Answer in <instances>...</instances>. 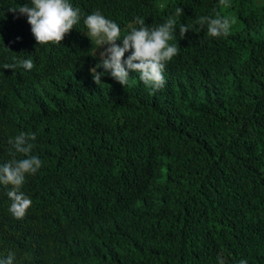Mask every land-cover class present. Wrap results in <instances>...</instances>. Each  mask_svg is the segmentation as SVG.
I'll use <instances>...</instances> for the list:
<instances>
[{"label": "trees", "instance_id": "16d2710c", "mask_svg": "<svg viewBox=\"0 0 264 264\" xmlns=\"http://www.w3.org/2000/svg\"><path fill=\"white\" fill-rule=\"evenodd\" d=\"M81 20L60 44H37L30 0H0V164L23 158L9 139H36L18 219L0 185V257L14 264H264V0H70ZM177 17L180 51L151 91L90 69L101 51L84 18L99 10L121 33ZM235 17L227 37L200 16ZM181 24L190 26L182 38ZM19 38V39H18ZM118 44L122 41L118 40ZM130 53H125V58ZM31 58L34 68L4 69Z\"/></svg>", "mask_w": 264, "mask_h": 264}, {"label": "clouds", "instance_id": "9594fccd", "mask_svg": "<svg viewBox=\"0 0 264 264\" xmlns=\"http://www.w3.org/2000/svg\"><path fill=\"white\" fill-rule=\"evenodd\" d=\"M219 4L225 9L231 7L229 0H219ZM9 11L26 15L36 43L43 45L50 42L60 44L81 20V10L73 7L70 0H30V3L10 8ZM183 13L182 7H176L173 16L156 26H148L143 18L137 17L138 27H132L123 35L119 24L106 18L99 10L87 15L83 20L88 29L86 35L102 49L99 52V63L90 69L94 82L99 85L105 72H110L116 81L125 86L129 83L131 70L138 73L140 81L151 91L162 89L166 84L163 74L165 67L180 51L178 42L171 41L175 38L176 18ZM196 23L201 28L206 26L208 36L219 38L230 34L236 19L216 12L214 16L198 17ZM189 30L188 25L179 26L182 38ZM118 40L122 44H118ZM125 53L130 54L125 58ZM13 60L14 63H6L3 68L23 67L31 70L35 66L31 58L13 57ZM100 67L105 72H97ZM35 139V133L23 131L10 138L8 143L12 145L15 153L23 154V158H13L0 164V185L12 186L7 192L12 201L9 211L18 219L23 218L32 205V200L21 190L25 177L36 174L43 164L38 156L30 155ZM14 260L15 253L10 252L7 257H0V264H14ZM219 264H224V261L221 259ZM238 264H248V261L241 258Z\"/></svg>", "mask_w": 264, "mask_h": 264}, {"label": "rangeland", "instance_id": "374dc122", "mask_svg": "<svg viewBox=\"0 0 264 264\" xmlns=\"http://www.w3.org/2000/svg\"><path fill=\"white\" fill-rule=\"evenodd\" d=\"M107 45H105V47H106ZM100 49V48H99ZM100 50H102V49H100Z\"/></svg>", "mask_w": 264, "mask_h": 264}]
</instances>
